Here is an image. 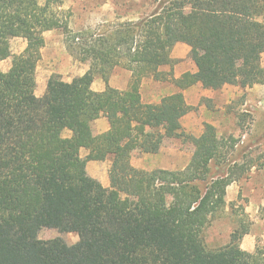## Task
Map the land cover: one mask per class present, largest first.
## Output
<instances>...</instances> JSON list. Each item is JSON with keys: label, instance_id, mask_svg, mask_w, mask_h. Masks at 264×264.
<instances>
[{"label": "trees", "instance_id": "1", "mask_svg": "<svg viewBox=\"0 0 264 264\" xmlns=\"http://www.w3.org/2000/svg\"><path fill=\"white\" fill-rule=\"evenodd\" d=\"M56 29L70 30L64 0H0V60L14 56L13 38L26 41L13 66L0 69V264H264V244L241 247L252 224L245 213L225 246L209 249L204 241L228 186L254 167L232 160L237 139L205 123L183 170H146L131 160L134 137L155 154L179 135L190 110L184 90L197 81L213 90L264 85L256 63L264 53V0H160L136 23L73 38L71 51L89 69L71 81L52 78L38 97L45 33ZM179 42L190 47L197 71L177 79L179 91L160 103H145L143 79H164L160 68ZM120 55L131 71L125 90L109 84ZM97 76L102 92L92 87ZM101 116L109 129L95 135ZM107 157L110 186L103 187L86 163ZM44 226L69 228L79 241L43 240Z\"/></svg>", "mask_w": 264, "mask_h": 264}, {"label": "rangeland", "instance_id": "2", "mask_svg": "<svg viewBox=\"0 0 264 264\" xmlns=\"http://www.w3.org/2000/svg\"><path fill=\"white\" fill-rule=\"evenodd\" d=\"M160 0H64V8L70 13V30L61 29L45 33V55L50 62L42 61L37 72L35 94L43 96L49 81L59 77L71 81L89 69V62H82L71 51L73 38H95L119 27L121 24L136 23L151 14ZM25 40H11L13 55L23 51ZM190 47L179 42L171 53L169 64L160 68L164 79L144 78L141 85L142 99L145 103H160L179 88L176 80L188 71L195 72L197 67L190 57ZM14 56L0 60V69L8 71L14 63ZM257 65L264 67V53L257 60ZM127 60L120 55L109 79L112 87L129 85L131 71L126 67ZM51 72V73H50ZM127 85V87H128ZM94 91L102 92L106 88L104 80L97 76ZM190 110L182 117V129L178 136L166 138L158 153H145L142 150V138L132 139V164L146 170L168 169L180 171L189 164L195 147L194 139L199 137L205 123L213 124L219 136L237 139V146L231 155L241 168L251 163V169L244 172L242 178L228 186L223 211L216 216L204 232V241L209 249L225 246L230 235L238 227V218L245 213L251 221V231L241 241L244 250L253 252L258 244H264V85L254 84L248 87L225 85L219 90L209 89L202 80L184 90ZM102 118L93 124L95 135L103 132ZM65 135L70 132L66 131ZM137 132H134L136 135ZM90 150L83 149L81 155L87 158ZM87 172L91 180L103 187L110 186V157L104 160L92 158L87 161ZM219 168L213 165V173ZM131 199L122 194V200ZM39 237L51 240L57 237L68 244L79 241L77 233L69 228L42 227Z\"/></svg>", "mask_w": 264, "mask_h": 264}, {"label": "crops", "instance_id": "3", "mask_svg": "<svg viewBox=\"0 0 264 264\" xmlns=\"http://www.w3.org/2000/svg\"><path fill=\"white\" fill-rule=\"evenodd\" d=\"M46 36V35H45ZM25 47H26V41L24 42V47H23V50L25 49ZM45 47H44V49L42 50V59L40 60V62H39V64L44 60V61H47V63H49L50 62V58L51 57H49V56H46L45 55ZM38 70H39V65H38V68H37V72H38ZM51 73V72H50ZM131 77H130V75H129V79H130ZM63 80H65V79H63ZM131 80V79H130ZM65 81H67V80H65ZM128 85V84H127ZM127 85L126 86H117L116 88H119V89H121V90H125V89H127L128 87H127ZM185 94V93H184ZM102 124H103V132H105V131H107L108 129H109V123H108V121H106V119L105 118H102Z\"/></svg>", "mask_w": 264, "mask_h": 264}]
</instances>
